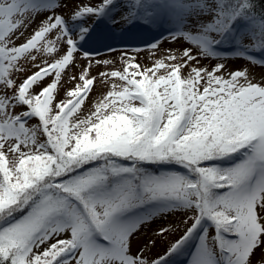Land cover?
Wrapping results in <instances>:
<instances>
[{"label":"snow or ice","instance_id":"6c2138e0","mask_svg":"<svg viewBox=\"0 0 264 264\" xmlns=\"http://www.w3.org/2000/svg\"><path fill=\"white\" fill-rule=\"evenodd\" d=\"M118 4L87 0L16 45L29 13L59 4L0 0V264H169L192 240L188 264H253L264 250V83L246 70L225 77L223 64L198 65L220 45L250 61L264 52V12L256 0H124L118 19ZM165 12L177 25L172 40L192 47L143 69L125 56L123 71L100 74L122 83L86 116L77 113L94 84L88 67L66 99H56L77 52L91 60L84 45L103 38L92 25H153ZM41 56L51 59L20 81L22 61ZM151 165L184 171L154 175ZM167 209L192 213L190 226L149 261L132 251V239Z\"/></svg>","mask_w":264,"mask_h":264},{"label":"rangeland","instance_id":"374dc122","mask_svg":"<svg viewBox=\"0 0 264 264\" xmlns=\"http://www.w3.org/2000/svg\"><path fill=\"white\" fill-rule=\"evenodd\" d=\"M87 0H53V3H58L59 6L55 7V11L39 10L37 12L29 13L33 19L25 24L13 37L15 44L19 45L24 43L29 37V34L36 30L42 21H45L49 16L54 14L61 15L68 20L76 10L77 5L83 4ZM92 4H98L99 0H91ZM124 0H119L117 6V18L122 15L126 8L123 7ZM64 13L67 16L64 15ZM194 18L189 17L187 23L192 24ZM89 24L92 23L90 19ZM70 27H75V24L70 22ZM95 34L102 36V39L89 41L84 45V50L89 51L91 60L83 58V53L78 51L77 58L74 65L67 71L62 73V78L59 81V94L56 96L57 100L66 99V92L73 89L77 83H81L78 77L84 71L85 67L89 69V78L94 79V84L88 96L85 99L81 109L78 110V115L83 117L88 115L93 109L94 102L102 99L108 91L112 89V85H120L122 82L119 78H113L110 75L101 76V73H110L113 70L123 71L125 67L124 57H134L133 63L139 64L141 69L152 67L154 61L164 58L170 54L179 57L185 48L192 47V45L183 40L178 39L173 41L170 32L175 31L177 25L169 13L165 12L160 15L157 22L153 25H146L143 23H136L128 25L121 21L120 24H113L111 21L104 25L103 22H97L92 25ZM26 28V30H25ZM159 45L158 49H151L153 43ZM216 51L219 52L218 56H210L202 58L199 61L201 67H206L211 70L217 64H223L224 68L221 75L228 77V75L237 70H246L248 77L255 83H264V57L253 53V60L247 57L239 58L234 48L219 46ZM51 59V57L41 56L35 63L22 61L25 71L17 73L20 81L25 77L33 74L38 70V67H43V61ZM109 63L105 64L104 62ZM168 63L169 61H165ZM180 63V61H172ZM131 70V69H130ZM163 71V70H161ZM188 68L181 69V75L188 74ZM75 77V79H69ZM49 83V79H45L44 84ZM37 91L39 89H36ZM202 91V89H201ZM17 111H21L17 109ZM30 125L37 124V120L30 119ZM41 138H43L41 136ZM183 172V171H181ZM192 213L185 214L183 209H167L158 211L151 222L142 226L140 231L132 239V251H142L144 257L149 260L148 253L153 250L154 245L159 242L163 235H159L161 228L167 229V232L177 233L182 230L187 224L184 221ZM184 224V225H183ZM178 227L175 229L174 227ZM183 226V227H182ZM173 230V232H171ZM214 228H210V235H215ZM177 235V234H176ZM161 236V237H160ZM154 242V243H153ZM195 240H192L185 248L184 254L176 255L171 258L169 264H188L189 253L193 251ZM165 253V252H164ZM163 253V254H164ZM253 264H264V250H257L255 256L252 258ZM150 261V260H149Z\"/></svg>","mask_w":264,"mask_h":264},{"label":"trees","instance_id":"16d2710c","mask_svg":"<svg viewBox=\"0 0 264 264\" xmlns=\"http://www.w3.org/2000/svg\"><path fill=\"white\" fill-rule=\"evenodd\" d=\"M255 11L257 13L264 12V0H256ZM66 14H68V13H64L65 16H67ZM32 34L33 33L31 32L29 34V37ZM223 46H226V45H223ZM256 53L258 55L264 57V52H256ZM234 162H238V158H237L236 161H229V160L217 161V163L220 164V166H222V167L230 166ZM147 167H149V171H151L154 175H158L161 171H169V170H172V171H184V169H182L180 166H176V165H163V166L151 165V166H147ZM187 226H190V221H189V223L186 226H184V227L182 226L183 229L180 230V231L178 230L177 233L175 231H174V233L168 232L165 235H163L162 237L160 236L161 237L160 238L161 243L160 244H159V242L156 243L154 245L153 250L149 251V253H148L149 260L151 261L152 259L157 258L160 255H163V253L166 252L167 248L173 242H175L177 239H179L181 235H183V233L186 230ZM174 228L177 229L178 227L175 226ZM171 232H173V230Z\"/></svg>","mask_w":264,"mask_h":264}]
</instances>
